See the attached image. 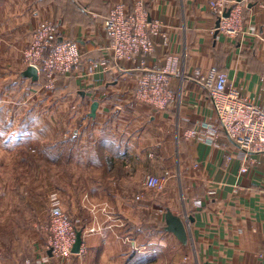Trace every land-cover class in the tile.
Masks as SVG:
<instances>
[{
  "label": "crops",
  "instance_id": "1",
  "mask_svg": "<svg viewBox=\"0 0 264 264\" xmlns=\"http://www.w3.org/2000/svg\"><path fill=\"white\" fill-rule=\"evenodd\" d=\"M212 2L0 0V264H264V153L212 141L217 114L194 79L216 68L264 108V0H228L235 36L216 34ZM140 5L158 27L153 51L118 59L105 19ZM43 23L82 54L50 91L23 76ZM165 70L180 74L160 81ZM54 209L82 232L79 254L49 249Z\"/></svg>",
  "mask_w": 264,
  "mask_h": 264
},
{
  "label": "built area",
  "instance_id": "2",
  "mask_svg": "<svg viewBox=\"0 0 264 264\" xmlns=\"http://www.w3.org/2000/svg\"><path fill=\"white\" fill-rule=\"evenodd\" d=\"M227 4L228 0L212 2L221 20L216 31L235 36L239 33L237 20H234V24L229 22L234 11L231 10L229 18L223 17ZM104 28L109 34L111 48L118 59L130 58L140 52L151 53L153 51L151 38L159 34L158 27L147 21L143 5L133 13H129L124 6H116L105 19ZM81 61L79 46L74 42L62 40L56 26L49 23H43L37 28L30 46L24 52L26 67L37 68L40 79H44L43 87L46 90L54 87L57 78L70 75ZM174 70L170 73L167 70L160 73V81L164 79L162 76L180 74ZM194 79L209 94L217 114L215 123L206 125L214 131L212 141L218 138L219 133H224L227 139L245 154V158L249 153H264V108L258 105L256 99L231 87L228 76L216 68H211L205 73H196ZM248 171L247 166L241 168L243 175ZM143 186L162 192L165 181L153 175H146ZM140 198L137 197L139 200ZM197 204L201 205V202L198 201ZM49 232L48 247L52 254L62 259L72 256L77 230L69 216L61 209L53 210Z\"/></svg>",
  "mask_w": 264,
  "mask_h": 264
},
{
  "label": "water",
  "instance_id": "3",
  "mask_svg": "<svg viewBox=\"0 0 264 264\" xmlns=\"http://www.w3.org/2000/svg\"><path fill=\"white\" fill-rule=\"evenodd\" d=\"M231 10H228L224 13V18H229ZM221 20L219 19L216 23V28H219ZM216 34H219V30L216 31ZM25 78H29L34 82L39 81L40 76L38 70L34 66H29L23 73ZM99 104L94 103L92 106V117L96 116V111ZM190 222H194V218H189ZM166 222V231L173 233L183 244H187L189 241V229L187 224L182 220V218L174 215L171 211H167L165 216ZM83 243L82 232H77L76 242L73 247V254H79L81 251V246Z\"/></svg>",
  "mask_w": 264,
  "mask_h": 264
},
{
  "label": "trees",
  "instance_id": "4",
  "mask_svg": "<svg viewBox=\"0 0 264 264\" xmlns=\"http://www.w3.org/2000/svg\"><path fill=\"white\" fill-rule=\"evenodd\" d=\"M61 77H66V76H61ZM61 77H59V78H61ZM43 80H44L43 78L40 79L41 82H43ZM48 91H50V90H48Z\"/></svg>",
  "mask_w": 264,
  "mask_h": 264
},
{
  "label": "rangeland",
  "instance_id": "5",
  "mask_svg": "<svg viewBox=\"0 0 264 264\" xmlns=\"http://www.w3.org/2000/svg\"><path fill=\"white\" fill-rule=\"evenodd\" d=\"M68 135H66V137H67Z\"/></svg>",
  "mask_w": 264,
  "mask_h": 264
}]
</instances>
